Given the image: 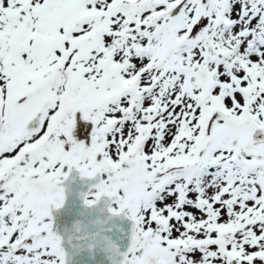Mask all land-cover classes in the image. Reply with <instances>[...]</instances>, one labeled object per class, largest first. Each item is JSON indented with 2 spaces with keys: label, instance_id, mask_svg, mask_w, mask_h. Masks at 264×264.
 <instances>
[{
  "label": "snow or ice",
  "instance_id": "1",
  "mask_svg": "<svg viewBox=\"0 0 264 264\" xmlns=\"http://www.w3.org/2000/svg\"><path fill=\"white\" fill-rule=\"evenodd\" d=\"M84 254L264 264V0H0V264Z\"/></svg>",
  "mask_w": 264,
  "mask_h": 264
},
{
  "label": "water",
  "instance_id": "2",
  "mask_svg": "<svg viewBox=\"0 0 264 264\" xmlns=\"http://www.w3.org/2000/svg\"><path fill=\"white\" fill-rule=\"evenodd\" d=\"M78 185V186H77ZM86 189V186L83 184L79 178H76L69 182L68 191L66 196V203L63 209L59 212L54 213V222L55 227L58 230H63V227L66 223L70 222L72 219L77 217V214L81 211V203L79 200L78 193ZM116 228L126 229L128 227L127 222L125 221H114ZM113 229L112 236L114 239L120 236V232ZM102 260V257L97 256L96 264ZM72 264H92L87 254L79 255L73 258Z\"/></svg>",
  "mask_w": 264,
  "mask_h": 264
},
{
  "label": "flooded vegetation",
  "instance_id": "3",
  "mask_svg": "<svg viewBox=\"0 0 264 264\" xmlns=\"http://www.w3.org/2000/svg\"><path fill=\"white\" fill-rule=\"evenodd\" d=\"M78 186V185H77ZM81 191V190H80Z\"/></svg>",
  "mask_w": 264,
  "mask_h": 264
}]
</instances>
